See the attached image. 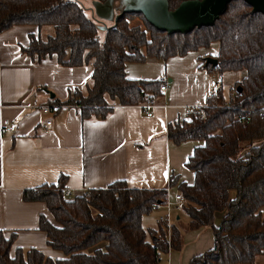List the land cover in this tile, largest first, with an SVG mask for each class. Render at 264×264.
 Listing matches in <instances>:
<instances>
[{"label":"trees","instance_id":"obj_1","mask_svg":"<svg viewBox=\"0 0 264 264\" xmlns=\"http://www.w3.org/2000/svg\"><path fill=\"white\" fill-rule=\"evenodd\" d=\"M104 2L105 0H97ZM174 9L183 0H167ZM141 23H133L136 18ZM14 25H51L53 35L30 36L22 51L30 56L55 54L58 63L76 67L91 65L85 94L56 104H76L83 119H104L115 105H141L158 95L159 80L130 79L128 62L146 57L166 59L218 42L217 64L203 61L210 72L244 69L228 100L218 91L202 110L183 123L167 125V137L175 143L203 140L186 165L194 171L192 185L181 184L188 202L170 233L157 222L145 228L143 217L152 203H164V188L129 187L115 181L105 188L64 195L65 177L23 191L25 201L45 202L53 221L39 219L47 245L62 251L52 258L37 248H17L10 256L15 233L0 230V264H160L161 255L183 247L180 214L187 230L210 227L213 247L194 256L189 264H264V14L252 12L244 0H232L212 26L187 33L167 34L150 25L142 14L125 13L106 28L100 41L97 22L77 0H0V33ZM239 88V89H238ZM222 212L219 224L215 214ZM102 246H98L101 245Z\"/></svg>","mask_w":264,"mask_h":264},{"label":"crops","instance_id":"obj_2","mask_svg":"<svg viewBox=\"0 0 264 264\" xmlns=\"http://www.w3.org/2000/svg\"><path fill=\"white\" fill-rule=\"evenodd\" d=\"M77 1L91 9V0ZM53 33L47 26L36 25H14L0 33V124L8 119L14 127L10 132L0 129V230L6 237L16 235L11 257L17 248L32 247L52 258L65 257L47 245L46 234L39 229L42 215L53 221L45 202L23 200L25 189L56 185L61 176L72 195L115 181L138 188L170 184L171 195L180 191L181 184L192 185L194 171L186 162L204 141L175 143L167 137V125L188 120L192 106H205L216 82L223 96V82L203 66L205 56L218 53L215 41L183 55L125 64L128 78L159 80L168 86L165 94L158 91L151 101V116L141 105H115L104 119H83L76 104L53 100L63 102L76 90L85 94L91 65L63 66L55 54L38 58L22 51L30 36L44 38ZM41 105L55 107L44 113ZM46 120L51 123L46 125ZM223 215L215 214V226ZM182 239V249H170L161 256V263L189 264L214 244L210 227L188 230Z\"/></svg>","mask_w":264,"mask_h":264},{"label":"water","instance_id":"obj_3","mask_svg":"<svg viewBox=\"0 0 264 264\" xmlns=\"http://www.w3.org/2000/svg\"><path fill=\"white\" fill-rule=\"evenodd\" d=\"M230 1L232 0H183L174 9H169L167 0H94L92 6L97 18H113V25L125 13H139L157 30L173 34L187 33L195 27L212 26L225 12ZM244 1L252 7V12L264 14V0ZM203 60L212 66L217 64V59L213 56H205ZM47 92L53 98L54 94Z\"/></svg>","mask_w":264,"mask_h":264},{"label":"built area","instance_id":"obj_4","mask_svg":"<svg viewBox=\"0 0 264 264\" xmlns=\"http://www.w3.org/2000/svg\"><path fill=\"white\" fill-rule=\"evenodd\" d=\"M167 88H168V86L166 85L165 82H163L159 85L158 91L161 94H165L167 91ZM220 88H221L220 82H216L213 86V92L216 94L220 90ZM141 106L145 109L147 115L151 116V114H152L150 111L151 101H147V102L141 104ZM39 107L42 110V112L46 113L50 109H52V107L54 108L55 105H41ZM201 107L202 106H198V105L192 106L190 108L188 114L190 115L192 112H195V113L199 114L200 118H205V111L202 110ZM45 123H46V125H49L51 123V121L46 120ZM0 129H1V131H9L10 132V131L14 130V127L12 126L10 120L5 119L1 122ZM164 189L166 190V195H167L165 202L162 204L152 203V207H153V210H159V209L163 210V212L161 214L156 216V222L161 223L169 234L171 226L174 223L175 215L178 214L179 212H181L185 207H187L188 202L180 191L171 195V193H170L171 185L170 184H168L166 187H164ZM64 195L66 197H71L72 191L68 188H65L64 189Z\"/></svg>","mask_w":264,"mask_h":264},{"label":"rangeland","instance_id":"obj_5","mask_svg":"<svg viewBox=\"0 0 264 264\" xmlns=\"http://www.w3.org/2000/svg\"><path fill=\"white\" fill-rule=\"evenodd\" d=\"M87 1V0H86ZM89 1V0H88ZM94 0H91V9H87V7H84L86 10V14L90 17L93 18L94 21L97 22V25L99 27L98 30V35H99V39L100 41H103L105 38V30L106 28L111 27L114 24V19H99L96 17L95 14L92 13V3ZM90 10V11H89ZM133 23H141L140 22V18H136L132 21ZM47 27L51 28V34L54 32L53 27L51 25H47ZM218 75L219 80H221L223 82V96L225 99L228 98L229 94L232 92L231 88L234 87L236 85V83L238 81H240L246 74V71L244 69L242 70H238V71H226L223 73H216ZM231 91V92H230ZM234 91V88H233ZM163 212L162 209L159 210H153L152 212H150L148 215H145L143 217V225L145 228H155L157 225H155L154 223V218L161 214ZM181 218H180V222H179V226L182 230V234L185 233L186 231H188L185 227V224L187 222V217L185 214L181 213L180 214ZM98 246H102L98 245ZM164 255V254H163ZM162 256V255H161ZM256 261L258 263L264 261V256H258ZM162 262V260L160 259V263ZM163 264V263H161Z\"/></svg>","mask_w":264,"mask_h":264}]
</instances>
